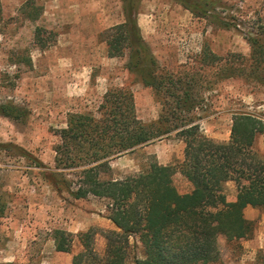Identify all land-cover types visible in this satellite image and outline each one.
I'll return each instance as SVG.
<instances>
[{
  "label": "rangeland",
  "instance_id": "1",
  "mask_svg": "<svg viewBox=\"0 0 264 264\" xmlns=\"http://www.w3.org/2000/svg\"><path fill=\"white\" fill-rule=\"evenodd\" d=\"M222 1L221 13L235 17L239 30L213 26L172 0H143L137 15L157 63V87L169 86L174 100L188 90L201 131L216 142L230 140L236 114L250 113L264 123V85L257 80L263 67L246 63L251 47L245 38L263 24L264 0ZM0 6V103L12 102L24 114L21 120L0 115V195L7 202L0 218V264H72L82 249L80 233L96 229L95 248L102 253L106 242L100 231L115 227L104 199H74L45 179L47 169H55V147L68 115L96 113L108 90L120 88L133 94L138 118L150 123L159 119L165 97L129 70L126 57L107 54L101 35L124 20L121 0H0ZM206 48L224 59L222 65L237 63L245 76L223 78L218 62L204 60ZM20 149L45 168L35 167ZM184 150L174 134L154 141L111 160L113 177L158 163L170 170L180 192H189L192 186L178 172ZM254 150L264 156V133ZM76 171H67L74 189ZM224 193L235 201L236 183L228 182ZM244 214L256 231L234 243L220 237L221 264H264V209L248 206ZM56 230L71 235L70 253L56 250ZM132 243L142 257L141 244Z\"/></svg>",
  "mask_w": 264,
  "mask_h": 264
},
{
  "label": "trees",
  "instance_id": "2",
  "mask_svg": "<svg viewBox=\"0 0 264 264\" xmlns=\"http://www.w3.org/2000/svg\"><path fill=\"white\" fill-rule=\"evenodd\" d=\"M121 1L124 20L101 35L107 54L111 58L126 57L129 70L165 97L163 109L158 120L146 123L137 116L133 94L111 88L96 113L68 115L66 128L59 132L61 143L55 147V169H47L45 179L55 191L66 192L74 199H104L107 219L115 227L101 229L106 242L102 253L95 248L96 229L80 233L82 249L74 254L72 264H130L131 260L132 264H221L219 238L225 237L229 243L252 238L256 223L245 217L244 210L248 206L264 209V156L254 150L256 139L264 133V123L253 114L239 113L233 118L228 142L205 136L191 93L185 90V97L174 100L167 95L172 94L169 86L163 85L161 90L157 87V63L137 19L143 0ZM172 1L213 26L240 28L235 17L221 13L222 0ZM245 38L251 47L246 63L257 69L263 67L257 80L264 85V22L254 32L245 33ZM203 54L204 60L221 65L223 78L246 74L245 69L235 67V62L232 67L222 65L224 59L208 48ZM168 77L172 80L173 76ZM0 115L15 120L24 117L12 102L0 103ZM173 134L185 144L178 172L192 186L191 191L180 192L170 170L158 163L138 174L113 177L111 160ZM20 150L35 167L45 168L41 161ZM72 170L79 174L75 189L67 175ZM230 181L237 186L233 202L224 193ZM6 211L7 202L0 195V218ZM70 236L63 230L54 231L58 252H71ZM131 241L141 244L142 257L135 255Z\"/></svg>",
  "mask_w": 264,
  "mask_h": 264
}]
</instances>
